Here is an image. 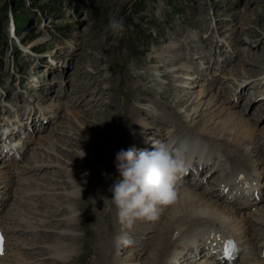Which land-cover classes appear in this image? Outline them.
I'll return each instance as SVG.
<instances>
[{"label": "rangeland", "instance_id": "1", "mask_svg": "<svg viewBox=\"0 0 264 264\" xmlns=\"http://www.w3.org/2000/svg\"><path fill=\"white\" fill-rule=\"evenodd\" d=\"M121 17L126 29L121 35L105 32L110 19ZM255 73L261 74L253 84L259 89L249 86ZM189 74L193 77L189 78ZM183 81L189 83L183 85ZM263 81L264 0H0V169L8 166L15 171L42 160L41 170L26 176L33 187L38 182L54 185L52 191L57 197L46 209L59 212L53 213L55 220L51 221L50 229L46 230L42 222L36 224L42 232L38 236H49L52 240L66 229L62 224L55 226L67 213V205H60L63 204L61 187L67 179L61 167L79 165L88 177L79 183L83 203L79 209H76L78 204L74 207L81 213L75 225L79 236L76 249L80 251L84 246L86 251L91 244L99 246L104 240L109 247L103 255L100 250L89 249L77 264H99L115 250L121 257L133 254L149 240L146 236L151 230L126 229L120 237L127 224L114 222L118 211L109 190L119 174L103 173L107 151L105 158L96 159L95 164L92 158L95 147L90 141L99 135L105 137V121L124 125L125 117L131 113L127 110H132L131 117L135 114L128 125V136L120 139L114 158L117 151L130 146L151 151L153 143L160 142L168 143L173 149L183 141L200 145L201 141L186 138L190 118L178 123L176 117H168L166 112L175 108L176 100L184 98L188 102L175 110L179 115L188 109L190 113L197 112L199 116L194 122L199 123L207 118L209 104L195 107L194 103L187 104L196 94L204 101L215 92L217 100H223L253 124L259 137L264 135ZM247 88L258 91L249 92ZM149 89L154 90L153 95ZM227 89L235 97L227 94ZM213 107L215 113L219 102H214L210 109ZM113 113L119 115L116 120H110ZM85 134L92 137L87 143L82 139ZM121 135L122 130L119 133L116 130L114 137ZM136 136L140 138L134 144ZM38 142L44 144L42 148ZM33 151H36L34 157ZM81 151L86 154L83 158ZM190 153L181 154L191 158ZM194 160L201 164L200 159ZM253 160L258 161L256 152ZM211 162V165L216 163ZM256 162L239 163L244 170L235 176L242 174L250 180L257 173L264 176V154L263 161ZM94 169L99 176L93 175ZM214 172L201 168L206 183L196 180L193 186L190 182L193 174H185L184 178L189 187L198 189L203 184L209 187L213 185L210 178ZM11 175L16 178L17 174ZM11 180L7 174L0 175L3 213L11 204L16 210L12 197L17 183ZM244 184L249 183L245 180ZM228 187L229 191L233 189ZM247 196H252L249 200L255 202L245 210L253 212L259 199H254L250 192ZM35 203L40 204L36 208L42 212L44 201L36 198ZM96 228H102L104 238L98 236ZM192 231L194 234L198 230ZM32 236L26 235L27 240ZM255 236L254 243L261 246L264 233L257 231ZM42 238L37 240V245L47 241ZM65 241L69 243L68 239ZM152 246L145 247V252L151 251ZM145 255L142 254L140 262H145ZM22 256L31 262L59 264L38 260L39 254L30 250L20 254L18 264H24ZM233 260L237 262L239 258ZM148 263L153 261L146 257Z\"/></svg>", "mask_w": 264, "mask_h": 264}, {"label": "bare ground", "instance_id": "2", "mask_svg": "<svg viewBox=\"0 0 264 264\" xmlns=\"http://www.w3.org/2000/svg\"><path fill=\"white\" fill-rule=\"evenodd\" d=\"M150 77H148V79ZM188 77L192 78L193 75L189 74ZM187 83L189 82L183 81V85ZM148 92L153 95L154 90L149 89ZM216 96L217 93L213 92L209 94L208 98L201 101L200 98H202V96L196 94L189 101V105L187 104V106H190L191 103H194V107L198 106L200 103H204V106L209 104V108L205 113L207 118L199 123L196 121L194 122L199 116L196 114L197 112L192 111V113H190L191 109H188L185 112L183 111L182 115H179L177 113L178 111L175 110L176 107L181 108L183 104L188 102L184 98L176 100L175 108L166 112L168 117L170 115L176 117L175 120L178 123H185L190 118L189 126L191 127H189V131L186 132V138L201 141V144L198 145L195 143V145H190L187 144L189 142L183 141L174 149H177L180 153L193 152V156L191 157L193 162H196L194 159L201 160L204 157L205 159L201 160L200 166L205 171H208V173H210L212 169L215 171V177H213L214 182L213 179L211 180V184L213 185L205 187L203 184L198 189L189 187L183 182L185 179L184 174L178 186V198L175 204L162 206L160 208V214L155 220L143 218L135 219L131 225L127 224L124 231L120 233V237H123L126 229H140L139 231L141 232L144 230H151V233H148L146 236L149 240L145 241L144 245L139 247L133 254H126L124 257L119 256L115 250L114 254L111 252L106 260L105 257L102 258V262L99 264H146V257L151 258L153 261V263L148 264H181V262L190 264L191 255H195L197 250L200 251V254L207 250L205 248L206 243L213 246L215 251H218L214 243L215 239L212 238V234L216 232L232 234L237 238L238 242H240V246L238 247L239 251L235 256V259L239 258L237 262L234 260H225L224 262L219 261L217 264H264V254H260L261 250L259 249L261 246L260 244L257 246L254 243L257 231L264 233V190L263 187L261 189L257 187L259 183H263L262 177L264 176L257 173V175H254L256 178L253 180L245 177L242 179L243 181H248L249 184L247 188L248 191L252 190L249 192L255 196L254 199H259V203H256L253 212L246 211V207H244V209L235 207V203L225 200L226 195L220 197V195L223 194H220L219 191V188L221 189L222 186H230L231 188V183L233 185L232 188H234L233 183L239 181L240 178L235 175L242 169L244 170V166H239V163L252 165L251 163L256 162L253 160V154L255 152L258 154V161L256 163L258 164L263 161L264 135L260 134L261 138L260 136L258 137V133L253 124L241 116L236 109H230L228 105L226 106L223 100H217ZM111 101L113 102L112 99ZM214 102H219L220 105L218 111L215 113H213V111L216 110L214 109L215 107L210 109ZM108 104L109 103L106 104V108ZM113 106L116 107L115 104H113ZM122 107H120V109H122ZM127 111L131 113L129 117H125L124 125L122 123L116 124L115 122L112 123L106 120L105 124H103V130L106 131L105 137L99 135L100 137L96 136L90 141L92 142V146L95 147L93 150L94 157H92L94 159V164L96 159L103 158L107 151V164H105L103 168V173L117 172L113 153L119 145L120 139L127 138L128 125H130L135 118L134 113L133 117H131L132 110L128 109ZM201 111L204 112L203 109ZM117 114H120V111H118ZM117 114L113 113L110 120H116L119 116ZM195 114L196 116L194 117L193 115ZM74 116L76 117V114H74ZM116 130H118V133L122 130L120 138L114 137ZM91 138L92 137L87 134L82 135V139L86 143L89 141L88 139ZM139 138L138 136L134 137L133 143H137ZM38 144L40 148L44 145L40 142H38ZM124 146L126 147V145ZM35 152L36 151H33L31 153L32 157H34ZM37 161L38 160H36V162L34 161L31 166L24 165L21 169L17 168L15 171L8 166L4 169H0V175L7 174L11 177L12 182L17 183V187L15 188L16 191L12 197L13 201H16V210L14 207H11L12 204H9L11 209L9 208L4 213L0 209V223L7 239L5 244L7 253L4 256H0V264H12L13 261L18 264L17 258L19 259L23 251L26 252L28 250L33 254L38 253L39 257L36 258L38 260L44 259L50 262L53 261L54 263L58 262L59 264H77L84 259L89 249H91V251L100 250L102 251L101 255H103L109 247L108 241L105 240L101 241L99 246L90 243L91 246L86 251L83 249L84 246L81 247L80 251H78L76 247V243L79 241V236L77 235L78 229L75 228L77 220L71 217V209L77 204L78 206H76V209H79V204L83 203V201L81 200L82 198L70 197L69 193L73 191L74 180L79 184L88 177L87 173H85L79 165H72L73 168H67L66 166L61 167L62 170L65 171L67 179L65 181L66 185L61 187L63 204L60 205H67V213L63 216L64 219H62V221L58 219L55 226L62 224L65 225L66 229L64 231H59L55 239L52 240H49V236L48 238H46V236L43 237L44 235L38 236L42 232L36 227V224L42 222L45 224L46 230L50 229L51 221L55 220L53 213H57L58 210L50 211L46 209V206L54 201V197H57L55 196L57 193L52 191L54 185L52 186L50 183L48 184L46 182H38L36 186L33 187L28 183L26 175L31 172L36 174L41 170L40 164L42 160L39 161L40 163ZM211 161H216L215 165H211ZM196 167L199 168L198 163H196ZM258 168L262 170V168ZM13 172L17 174L16 178H12L11 174ZM92 173L93 175L96 174V176H99V172H97L96 169H94ZM260 178L261 181H259ZM235 187L240 188L239 194H244L242 192L244 191L242 185L239 186L236 184ZM234 189H231L228 195H231ZM243 196L242 198H244ZM36 198H41L45 203L42 212L38 211L36 208L40 204H34ZM55 207L58 208V205ZM201 212L205 214L200 215L199 213ZM114 222L117 224H124L118 216L115 218ZM194 228L198 231L192 234ZM96 231L99 233L98 236H100V238H104L105 233H103L102 228H96ZM29 234H34V236L29 238L28 241L26 235ZM41 238L47 241L43 242V245H37V240ZM67 239L69 243L65 241ZM50 245H55V247H50ZM147 246H152L151 251L145 252V247ZM145 253L146 255L143 257V261L145 262H140L142 254ZM58 257H70V259H67L65 262ZM20 259L24 264H26V262L30 264H43L42 261H38L37 263L31 262L27 256H22Z\"/></svg>", "mask_w": 264, "mask_h": 264}, {"label": "clouds", "instance_id": "3", "mask_svg": "<svg viewBox=\"0 0 264 264\" xmlns=\"http://www.w3.org/2000/svg\"><path fill=\"white\" fill-rule=\"evenodd\" d=\"M125 30L122 17L110 19L105 26V32L114 35H121ZM85 155L81 151L80 157L83 158ZM189 164V158L165 142L153 143L151 151L138 150L134 146L117 151L115 167L119 178L109 190L121 222L131 225L137 218L155 220L162 206L175 204L178 198V186ZM81 194L82 187L74 180V188L69 196L81 199ZM80 216L81 213L73 207L71 217L78 219ZM50 247L54 248L55 245ZM58 258L65 262L70 259V257Z\"/></svg>", "mask_w": 264, "mask_h": 264}, {"label": "snow or ice", "instance_id": "4", "mask_svg": "<svg viewBox=\"0 0 264 264\" xmlns=\"http://www.w3.org/2000/svg\"><path fill=\"white\" fill-rule=\"evenodd\" d=\"M241 179H243V177H241ZM224 191H227V189L225 188ZM0 243H2V237H0ZM236 250L235 242L231 240L228 241L224 249V258L228 261L233 260Z\"/></svg>", "mask_w": 264, "mask_h": 264}]
</instances>
